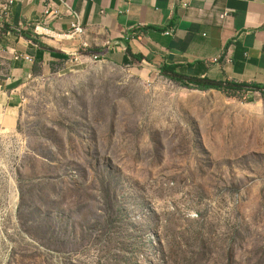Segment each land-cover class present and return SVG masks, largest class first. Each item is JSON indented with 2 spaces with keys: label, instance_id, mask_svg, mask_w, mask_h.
Listing matches in <instances>:
<instances>
[{
  "label": "rangeland",
  "instance_id": "1",
  "mask_svg": "<svg viewBox=\"0 0 264 264\" xmlns=\"http://www.w3.org/2000/svg\"><path fill=\"white\" fill-rule=\"evenodd\" d=\"M16 94L0 121V264H264V94L103 56Z\"/></svg>",
  "mask_w": 264,
  "mask_h": 264
},
{
  "label": "crops",
  "instance_id": "2",
  "mask_svg": "<svg viewBox=\"0 0 264 264\" xmlns=\"http://www.w3.org/2000/svg\"><path fill=\"white\" fill-rule=\"evenodd\" d=\"M66 1L83 25L80 38L62 36L69 27L64 16L48 23V36L34 34L41 20L37 1L15 4L0 27L2 123L15 118L16 92L28 79L90 55L123 65L128 49L135 60L127 56L123 66L134 73L160 75L172 67L184 77L246 85V97L260 94L252 86L264 88V0Z\"/></svg>",
  "mask_w": 264,
  "mask_h": 264
},
{
  "label": "built area",
  "instance_id": "3",
  "mask_svg": "<svg viewBox=\"0 0 264 264\" xmlns=\"http://www.w3.org/2000/svg\"><path fill=\"white\" fill-rule=\"evenodd\" d=\"M39 2L41 4V20L38 25L34 27V34L41 36H48L50 29L48 23L51 21L62 18L63 16L69 19L68 31L62 36L66 38H80L84 33L83 25L80 18L74 10L71 9L66 0H0V27L8 24L12 7L17 3H33ZM60 8H62L60 10ZM224 13L222 16H224ZM60 36V35H59ZM85 47V44L82 43ZM23 58L25 61L31 62L28 56H16L15 58ZM93 59L97 56L90 55Z\"/></svg>",
  "mask_w": 264,
  "mask_h": 264
},
{
  "label": "trees",
  "instance_id": "4",
  "mask_svg": "<svg viewBox=\"0 0 264 264\" xmlns=\"http://www.w3.org/2000/svg\"><path fill=\"white\" fill-rule=\"evenodd\" d=\"M127 56L130 57L131 60H135V57H133V55L130 53V51L128 49V50H126V57H124L122 60L123 65L128 64ZM160 75L164 76L165 78H167L169 80L179 82L182 85L190 84L194 88H196L198 90H202V91L217 90V91H221V92L225 93L227 91L239 92V91H242L244 88H248V87H246V85H241V84L239 85V84H232V83H228V82H214V81H210L208 79L184 77L182 75L175 73L174 68H172V67H164L163 69H161ZM251 88L261 92L262 94H264V88H262L260 86H252ZM231 95L234 96L233 94H231Z\"/></svg>",
  "mask_w": 264,
  "mask_h": 264
}]
</instances>
